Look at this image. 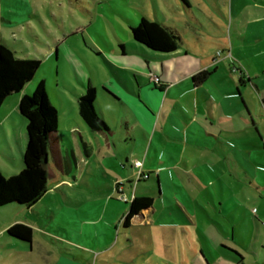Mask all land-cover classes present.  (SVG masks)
Returning a JSON list of instances; mask_svg holds the SVG:
<instances>
[{
	"label": "rangeland",
	"instance_id": "obj_1",
	"mask_svg": "<svg viewBox=\"0 0 264 264\" xmlns=\"http://www.w3.org/2000/svg\"><path fill=\"white\" fill-rule=\"evenodd\" d=\"M190 1L192 7L188 9L183 0H0V39H6L16 50L21 51L23 56H35L41 60L26 94L31 95L39 82L44 80L48 96L58 110L60 148L67 164L60 169L53 164L52 155L50 156L49 170L54 177H49V191L34 207L29 209L8 206L0 209V238L7 237V229L4 228L13 222H29L40 226L45 223L52 226V234L69 236L80 242L81 247H86V238L92 240L91 236L98 227L107 232L108 235L104 238L112 243L116 259L136 264H196L197 257L202 252H207V246L217 254H222L220 248L227 250L223 246L246 252L247 249L228 236L232 233L230 219L218 211L221 207V196L220 182L214 173L216 169L222 172L225 185L234 187L236 198L243 200L242 195H239L240 186L232 177L234 171L230 170L227 158L221 154L220 161L216 164L204 165L212 180V191L218 205L216 208L210 195L193 177V174L200 171L194 166L199 163L198 154L190 151L184 153L180 147L171 146V141L164 137V115L170 112L171 108L170 101L165 102V99L180 98L183 101L185 96L180 88L171 87L161 100L155 92L152 93V96H156L154 100L158 107L155 106L151 110L142 95L140 97L128 91L118 82L106 61L113 60L118 55L122 40H131V25H136L144 14H148L152 19L157 17L161 21L175 23L190 46L189 49L183 47L179 50L183 54L164 61V69L161 62L150 61L151 67L157 72L156 75L164 82L180 78L182 70L193 72L215 64L218 65L212 70L216 72L217 81L224 82L226 77L237 81V75L231 71L229 63H225L223 59L219 60L216 47L208 45L209 41H224L221 37L224 35L219 34L222 31L228 32V26L218 10L223 9L226 12V3L230 8L231 0ZM229 13L227 11V15ZM125 68V75L136 83L131 68ZM82 81L99 87L106 84L110 88L113 87L112 89L115 88L112 85L114 83L123 92L136 97L140 108L129 105L128 112L122 103L113 104L107 98L101 97L110 132L96 136L89 131L79 114L76 93L86 91ZM117 87L115 90L119 91ZM136 88L138 89L137 84ZM243 92L248 105L253 109L257 127L264 137V115H260L263 110L261 101L253 90L246 89ZM16 95L11 94L6 98L0 112V121L7 130L14 153V156L11 155V161L0 154V159L3 158L11 167L1 171L5 176L12 174L10 172L14 167L22 162L21 149L16 140L18 127L23 134V146H26L23 122H20L14 111L19 102ZM183 103L185 105L184 101ZM145 109L158 117L154 144L160 149L149 148L143 133L134 130L131 124L132 140L126 138V124L132 118L138 120V115L144 114ZM174 109L175 113L182 117L181 108ZM11 118L19 121L18 126ZM197 119L211 128L209 118L198 115ZM150 137L152 138L151 134ZM112 140L116 141L118 147ZM252 144L253 147L261 146L260 137H256ZM255 147L253 158L264 164V155L257 153L258 151L254 152L259 149ZM147 152L148 165L162 161L161 158L158 159V153H162L164 160L172 161L169 152L180 155V164L161 173V198H158L156 190H149L157 187L153 178L141 181L138 191H143L154 199L149 223L134 226L123 235V226L119 227L118 223L129 210L133 199L132 189L127 184L125 193L128 195H122L130 199L127 203L120 197V189L119 194L117 193V188H120L118 183H127L131 174L129 165L124 162L125 157L138 155L143 158L147 156ZM182 158L186 159L185 161L195 160L194 164L192 162L189 165L193 173H188L185 165L181 163ZM122 163L126 164L125 169H122ZM247 163L245 165H249ZM251 164L256 167V164L250 163V166ZM136 169L138 175L140 169ZM123 178L125 180H122ZM250 205L254 207L257 202H250ZM85 217L98 220V225H86ZM219 224L224 225L227 230ZM252 226L253 232L248 231L247 244L253 249L250 241L253 237L256 247H259L258 251L262 253L264 228L260 226L259 236L254 221ZM197 227L203 229L206 238L200 234ZM79 231H84V234ZM125 239L131 240L127 246ZM33 255L35 253H32ZM247 263L256 264L254 261Z\"/></svg>",
	"mask_w": 264,
	"mask_h": 264
},
{
	"label": "crops",
	"instance_id": "obj_2",
	"mask_svg": "<svg viewBox=\"0 0 264 264\" xmlns=\"http://www.w3.org/2000/svg\"><path fill=\"white\" fill-rule=\"evenodd\" d=\"M15 1L19 2L20 0ZM183 1L186 8L190 9L192 7V2L190 0ZM227 4L228 3H226L225 7L226 12L223 9L218 10L228 26V32L222 31L219 34L224 35L221 36L224 38V41H209L208 45L216 47L217 58L219 60L223 59L225 63H229L231 71L237 75V81H234L233 78L229 80L227 77V80L224 82L217 81L215 79L217 78L216 72L215 70H212L218 65L215 64L193 72L182 70L180 72V78H174L172 82H164L160 76L156 75L157 72L153 66L151 67L152 63L150 61L155 60L161 62L164 69V61L167 62L172 57L183 54V52L179 50L183 47L189 49L190 46L175 23L166 20L161 21L157 17V20L174 27L181 34L183 44L176 53L165 56L159 55L148 48L143 47L131 38L128 42L121 41L125 44L126 49H121L120 46L118 55L113 60L106 59V61L111 73L118 82L128 91L140 97L142 95L151 110H153V107L155 106L158 107L154 100L156 96L160 97L159 100H161L164 98L165 94L171 90V87L176 86L180 88L182 95L185 96L183 100L185 105L180 98L165 99V102L170 101L171 108L170 112L164 115L166 118L164 137L171 141V146L177 148L180 147L184 153L190 151L198 154L199 157L197 162L199 163H195L194 166L198 167L200 171L193 174V177L198 180L200 187L210 195L211 201L216 208L218 205L212 191V180L205 171L204 165L205 163L216 164L220 161L222 154L227 158L230 170L234 171V176L232 177L237 180L238 185L240 186L239 195H242L243 197V200L241 201L236 198L234 187L225 185L222 172L217 169L215 172L213 171L220 182L221 200L219 205L221 207L218 211L222 213L224 217L226 216L225 218L230 219L232 233L228 236L247 250L246 252L240 251V253L229 246H223V248L227 250L224 251L220 248L222 254H217L207 246V252H202L201 255L197 257L196 264H248V261H254L256 264H264V246L261 245L263 251L260 253L258 251L259 247H256L253 237L250 239L253 249H250V246L247 244L248 231H251V233L253 232V230H251L253 229V221L259 230V236L261 235L260 226L264 228V164L255 160L256 158H253L252 156L253 148L256 146L253 147L252 143L256 137H260L262 145L255 147L259 149H255L254 152L258 151L257 153L260 152L264 155V137L257 127V123L254 120L253 109L248 105L243 92V90L251 89L258 95L263 108V110L260 111V115H264V0H231L230 8ZM227 11L230 12L229 15H227ZM144 15L148 16V14ZM1 39L10 44L6 39ZM12 47L22 57H35L23 56L21 51L16 50L14 46ZM55 53L57 54V49ZM221 56H223V58H221ZM140 64H142V66H139ZM126 66H129L133 71L136 83L130 77L125 75L124 69H126ZM203 70H208L211 74L204 82H195L193 76ZM155 76L159 77L160 83L154 81L153 77ZM82 82L86 88L88 85H93L97 88V105L106 121V114L101 102V97L107 98L113 104L122 103L127 109L129 105L134 106V108L139 107V101L136 97L131 96L128 92H123V90H120L114 83H112V85L115 88L112 89L113 87L110 88L106 86V84L99 87L96 84H86L84 81ZM136 84L138 89L136 88ZM28 86L29 84H27L22 91L13 93L17 94V101L20 102L24 95H26ZM116 87L120 92L115 90ZM104 88H107L114 96L106 92ZM154 92L156 96H152V93ZM80 93L82 92L76 93L77 101ZM19 102L14 111H16L19 116L20 122H23V128L25 130L24 137L26 141L25 145L27 146V121L19 112ZM174 107L181 108L182 117L175 113L176 110ZM127 111L129 112V109ZM162 112L163 111H161V113ZM143 113L144 114L142 115H138V120L135 121V119L132 118L126 124V138L130 141L132 140L130 135L131 124V126L133 125L134 130H139L143 133L145 141L148 142L147 146L149 148L154 147L155 149H160L159 146H155L154 144V136L158 126V117H156L154 113L150 114L147 109H145ZM198 115L209 118L211 128L205 126L201 120H198ZM11 120L18 126L19 121L17 122L12 118ZM16 131V140L22 153V162L17 164V167H14L15 169L10 172L12 173L10 175L19 173L24 166L23 154L26 146H23V134L20 127H18ZM89 131L96 136L99 134L105 135L110 132L108 130L105 132L94 133L90 129ZM150 134L152 138L150 137ZM133 136L135 138L134 140H136L135 133H133ZM0 140L2 142L0 145V154L11 161V155L14 156V153L11 142L7 137V130L1 121ZM112 143L118 147L116 141L112 140ZM161 154L162 153H158L157 157L158 159L161 158L162 161L151 162L149 165L147 161L149 153L143 158L138 155H130L129 157L126 155L124 162L129 165L131 174L127 183H118L120 188H117V193L119 194L118 191L120 189L122 192L120 194L127 196L128 194H126L125 191L126 186L129 185L132 189L131 196H147L143 191H138L141 181L144 179L138 181V171L134 166L135 161H142V170L145 173H149L150 176L148 179L153 178L157 184V187L149 190H156L158 198H161V173L166 171L167 168L174 169L180 164V155L177 156L174 152H169L172 159V161H170L164 160ZM51 155L53 164L57 165L60 169L67 166L66 159L60 148L58 129L55 134V143L50 156ZM50 156L49 162L51 159ZM185 160L186 159L182 158L181 163L185 165L188 173H193V170L189 165L192 162L194 164L195 160ZM246 162H248L249 165H245ZM125 163L121 164L122 169L126 168ZM231 163L233 164L231 165ZM250 163L256 164V167L252 164L250 166ZM234 166L235 169H233ZM8 168H11L10 164L4 161L3 158L0 159V170L4 172V169ZM48 173L49 177H54V175L50 173L49 164ZM122 180H125V178ZM184 190L186 191L185 187ZM47 193L45 195H47ZM255 198L258 199L255 200ZM127 202L125 201V203ZM250 202H257V205L252 207ZM153 204L151 207L143 209L138 214L134 215L130 224L125 226L124 217L129 211L128 210L123 215L122 221L118 223L119 227L121 225L123 226L122 234L124 235L127 233L128 229L133 228L134 226L147 225L149 223V215L153 209ZM254 209L257 210L254 211ZM113 212L114 211H112V213ZM84 221L86 225H98V220L91 217H85ZM15 223H11L4 229L8 230V228ZM23 224H26L33 229L32 240H19L10 236L6 230V233L8 234L7 237L0 238V264H136L132 261L124 262L116 259V255L112 251V243L104 238V236L108 235L107 232L102 231L98 227L91 236L92 240L86 238L88 245L86 247H81L80 242L73 240V238L69 236H56L52 234L54 231L51 230L50 227L52 226L50 224L42 223L41 226L29 222H24ZM219 225L222 228H225L224 225ZM3 230L1 231L2 234L4 233ZM225 230L227 229L225 228ZM66 231L68 230L66 229ZM198 231L206 238L203 234L202 228L199 227ZM79 232L82 235L84 234V231ZM125 242V245L127 246L131 240L125 239ZM141 250L143 251L144 249ZM235 252L238 253L242 259H240V256H237ZM32 253H35V255L32 256Z\"/></svg>",
	"mask_w": 264,
	"mask_h": 264
},
{
	"label": "trees",
	"instance_id": "obj_3",
	"mask_svg": "<svg viewBox=\"0 0 264 264\" xmlns=\"http://www.w3.org/2000/svg\"><path fill=\"white\" fill-rule=\"evenodd\" d=\"M131 38L159 55H171L183 44L181 34L174 27L144 15L136 25L130 27ZM121 49H126L121 43ZM41 60L36 57H22L5 40L0 39V110L6 98L22 91L34 78ZM211 74L203 70L193 76L195 82H204ZM106 92L114 96L107 88ZM79 114L88 128L94 132L109 130L107 121L97 105V88L88 85L78 95ZM19 112L27 121V146L23 154V169L16 174L5 176L0 170V209L8 206L31 208L49 190L48 164L52 154L59 114L50 100L44 80L40 81L31 95H24L19 102ZM143 174L138 181L148 179ZM127 202V201H126ZM150 196H134L130 209L124 217L128 226L134 215L152 206ZM8 234L14 238L31 241L33 229L23 223L11 225ZM237 256H240L235 252ZM240 259L242 257L240 256Z\"/></svg>",
	"mask_w": 264,
	"mask_h": 264
},
{
	"label": "built area",
	"instance_id": "obj_4",
	"mask_svg": "<svg viewBox=\"0 0 264 264\" xmlns=\"http://www.w3.org/2000/svg\"><path fill=\"white\" fill-rule=\"evenodd\" d=\"M154 81L157 82V83H160V79L159 77H156L154 78ZM135 166L138 167L140 169L139 171V174H138V177L141 176V174L144 175V177H148L147 173L145 172H142V166H143V163L142 161H135ZM123 194H120V197H122L125 201H128V198L125 197V196H122ZM134 198V197H133Z\"/></svg>",
	"mask_w": 264,
	"mask_h": 264
}]
</instances>
